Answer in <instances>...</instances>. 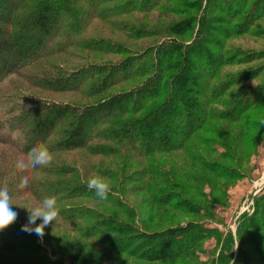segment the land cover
<instances>
[{"label":"trees","instance_id":"16d2710c","mask_svg":"<svg viewBox=\"0 0 264 264\" xmlns=\"http://www.w3.org/2000/svg\"><path fill=\"white\" fill-rule=\"evenodd\" d=\"M147 1L151 0H0V83L17 75L36 89L80 92L84 98L95 100L82 105L30 97L26 104L17 108L12 106L10 116L0 121V134L6 126L8 132L18 130L23 146L1 135L0 143H15L23 158L32 147L40 144H47L54 155L83 151L90 156L95 175L111 180L107 199L100 200L87 187L91 169L86 171L77 164L67 170L58 155V164L54 159L51 164L58 165L56 174L61 177L51 180L30 178L29 186L24 190V200L31 198L38 203L44 197L55 196L61 206L74 198L90 199L118 208L130 220H122L119 213L106 214L96 209L92 225L94 231L88 233L75 229L80 234L78 240L84 242L65 247L55 245L46 234L41 239L35 233L22 231L26 218L19 212L11 225L0 230V255L5 258V262L0 264H68L65 256L72 264H103L114 260L112 251L146 263L167 259L199 260L206 241L213 238L221 241L222 233L219 228L209 225L211 216L203 206L194 203L192 198H184L182 192L171 190L168 193L171 187L186 190L187 185L177 183L176 173L162 169L153 156L185 152L193 157L194 140H205L201 136L203 132L215 133L216 129L211 125L214 122H240L248 126V113L264 108V85L238 93L239 100L234 103L224 104L219 100L229 92L233 82L244 83L264 75V65L239 73L230 85L228 81L212 85L211 78H216L224 61L218 60V56L217 59L214 57L216 64L213 65L204 60L207 52L203 46L210 42L207 36H211V30L215 29L211 25L215 17H209L214 11L210 8L212 0H205V4L204 0H195L194 15L153 28L145 20L152 11L167 13L166 4L164 0ZM223 1L228 15L224 19L231 18L230 27H233L230 34L225 32L230 35L228 38L236 34L254 35L251 38L262 46L261 51L250 53L240 63L248 64L262 57L264 40H258L264 37V0ZM177 3L186 4L184 0ZM254 12H259L257 19ZM122 16H128L129 20L120 19ZM96 22L127 35L137 45L91 35L89 31ZM232 22H236L235 25ZM255 22L261 26L251 31L247 24L251 23L253 28ZM195 25H198L197 37L191 43L181 39L188 36ZM200 36L204 39L200 40ZM153 38H162L163 41L153 52L141 54L143 47L138 42ZM198 48L201 54L196 51ZM84 51L119 56V59L69 69L72 57H81L85 63L91 61L81 54ZM60 56L69 62L55 61ZM226 61H232V58ZM17 83L16 79L13 89L17 88ZM190 107L195 110L192 112ZM215 138L206 139L208 149L227 158L235 156L224 134L218 131ZM216 142L225 148L224 152L218 149L219 153L212 147ZM127 157L139 159L143 165L134 175L124 179L125 182L118 179L119 173L114 168H105L102 164L109 159ZM0 159L3 160H0V188L12 189L22 176L29 174L28 171L23 175L13 170L6 172V167L18 158L14 157L9 162L6 156H0ZM5 164L7 166L3 168ZM212 167L213 171L217 168L214 172L227 180H239L226 174L224 167ZM15 171L19 170L15 168ZM4 178L7 181L3 184ZM130 180L139 181V187L152 201L154 210L166 207L202 219L147 231L137 218L136 207L130 206L128 199H119L130 193L124 185ZM195 180L200 182L202 178ZM82 206L68 209L66 212L70 215L67 217L60 208L59 216L74 220L93 212L86 204ZM256 229H260L259 234H256ZM101 235L110 238L103 240ZM95 243L113 249L110 252L83 246ZM263 244L264 195L257 199L253 215L241 223L238 237L229 234L218 259L202 264H215V260L218 264H251L254 260L247 246L254 248L259 255L257 261L264 264ZM231 250L234 254L227 253Z\"/></svg>","mask_w":264,"mask_h":264},{"label":"rangeland","instance_id":"374dc122","mask_svg":"<svg viewBox=\"0 0 264 264\" xmlns=\"http://www.w3.org/2000/svg\"><path fill=\"white\" fill-rule=\"evenodd\" d=\"M166 12L163 13L160 10L152 11L149 13L147 19L145 20L146 24H149L152 28L156 26L167 25L172 20L178 21L186 19L187 17L194 15L195 12V0H184L186 4L179 5L178 0H164ZM197 1V0H196ZM153 2L147 1V3ZM205 4V0H204ZM226 3L223 0H212L210 8L214 9L212 14L209 17L213 18L212 27H215L214 30H211V36H207L209 39L206 42V45L203 46L207 54H204V60L208 61L210 65L213 63L216 64V59H223L222 66L217 72L216 78H211L212 85L222 84L225 81H228V85L235 78L239 77V73L246 72L248 70L256 69L258 66L264 65V55L259 57L257 60L248 63L241 64L240 62L245 61L247 56H250V53L254 51H261L262 46L255 39L251 38L254 35H233L228 38L230 31L233 30L231 25V18L225 20L228 17L224 11V6ZM149 7V5H147ZM219 8V9H218ZM193 13V14H192ZM259 12H254L253 16L257 19ZM230 17V16H229ZM261 18V17H260ZM115 19V18H112ZM111 19V20H112ZM120 19L129 20L128 16H122ZM236 22H232L235 25ZM249 29H258L261 24L255 22L254 27L252 28L251 23L247 24ZM264 27V26H263ZM198 30V25L194 26L193 31L188 36H183L181 39L191 43V41L197 37L196 32ZM238 32V30H235ZM232 31V32H235ZM256 31V30H255ZM91 35L98 37H109L113 38L114 41H122L132 46H136L135 42L132 39H128L127 35L113 31L106 24L96 22L93 28L89 31ZM228 32L229 34L225 33ZM231 32V33H232ZM233 34V33H232ZM263 34V32H262ZM196 35V36H195ZM202 37V38H201ZM204 39L203 36H200V40ZM264 40V37H260L258 41ZM162 38H153L151 40H142L138 42L143 48L141 49L142 53L153 52L158 44L162 43ZM244 50V51H243ZM201 54V49H196ZM241 55H238V54ZM81 54L85 55L91 61L85 63V59L81 57L71 58L70 68L77 69L82 66H88L93 64H100L108 61L109 59H119V56H109L100 53H93L91 51H84ZM152 54V53H151ZM153 55V54H152ZM216 59H215V58ZM232 58V61L229 59ZM228 60L229 62H227ZM55 61L61 63H68L69 60L65 57H57ZM224 63V64H223ZM250 70V71H251ZM25 71V70H24ZM200 71V70H199ZM205 75L208 76L206 70L204 71ZM17 79L18 83L16 89H13L14 81ZM254 81V83H253ZM29 83L22 79L21 77L15 75L7 78L5 81L0 83V121H4L10 116L11 107H19L26 102L30 97H40L47 100H54L60 103H80L82 105H87L93 103L94 99H87L82 96L80 92L73 91H46L41 89H36L30 87ZM264 85V75L256 78L255 80H250L244 83L235 82L232 83V86L228 93L225 96L220 98L221 103H234L239 100V97L236 96L240 92L257 88L260 85ZM21 91L18 94H14L15 91ZM35 97V98H36ZM26 98V99H24ZM245 104V103H244ZM192 112L195 110L194 107H190ZM249 123L248 126L240 122H214L212 127L218 129L222 134L227 138L226 143L231 148V153L234 152L235 156L230 158L224 157L210 149L206 146V139H213L216 137L218 131L214 130L212 132H203L201 136L203 137L202 142L194 140L193 144V157L187 155L185 152H177L173 154H155L154 161L161 166L162 169H167L172 173L174 171L177 175V183L187 185L186 190L181 188L171 187L168 191L173 190L175 193H184V198H192L193 202L204 207V210L209 217L211 216V222L209 225L212 227L219 228L222 233V239L219 242L217 239H210L204 243V249L199 260H182L177 261L174 259H167L155 263H146L141 262L136 259L130 258L126 255H121L117 252L112 251V247L95 243L93 245H83L85 247H93L96 249H103L107 251H112L114 260H109L103 264H202L210 262L214 259H218L219 254H221V247L225 239L229 234H232L234 238L238 237V229L241 223L245 220H248L254 213L256 202L259 197L264 195V108L261 110H252L248 113ZM252 126H250V125ZM8 126L2 130L1 137H8L11 140H15L20 147L23 146V138L21 133H18V130H13L8 132ZM12 136H7L9 134ZM216 139V138H215ZM208 142V141H206ZM212 143V147L219 149L224 152L225 148L222 145ZM12 147V148H9ZM15 150V151H14ZM20 150L18 146L13 143V145H6L0 143V156L7 157V161L15 159L11 164L3 165V168L6 167V172L13 170L14 173H19L20 171H15L16 162L23 158V154L18 152ZM218 150L219 153H221ZM17 151V152H16ZM9 154V155H8ZM58 155L63 159V166L70 168H75L74 166L80 165L84 168L91 169L88 174V178L96 176L93 172L92 166L90 164V156L83 151L79 152H69V153H60L54 155V160L58 164L57 159ZM2 160V159H0ZM3 161V160H2ZM111 161V162H110ZM113 162V163H112ZM134 163V167H132ZM103 166L108 168H114L120 175L118 179H126L130 175H134V172L142 169L143 163L134 157H127L125 159H109L102 163ZM224 167L227 169L226 174L233 175V177L238 178L239 180L230 181L221 177L216 169L213 171L212 166ZM58 165L49 164L48 166H39L35 169H29L28 175L32 180H41L43 179H58L61 176H58L57 173ZM66 170V171H67ZM43 172V173H41ZM23 175V172H20ZM9 176V174H8ZM7 176V178H8ZM221 177V178H220ZM3 178V177H2ZM3 179V184L6 179ZM67 178H71L67 175ZM195 178L202 181L197 182ZM125 182V180H124ZM123 182V183H124ZM196 186H194V184ZM125 189H129L130 193L126 198L119 197V199L127 200L128 204L132 207H136V211L142 212L144 217L140 218L139 222L143 225L144 229L147 231H158L170 226L181 225L187 221L200 220L202 218L195 217L193 215L184 214L182 212L173 210L171 208H156L153 209L152 201L146 194V192L139 187V181L130 180L128 183H125ZM165 185H168L167 183ZM160 196L161 194H157ZM29 206H35L36 201H33L31 198L24 200ZM87 205L91 208L93 212H87V215L76 217L74 220L66 218V215H70L69 212H66L68 209H75L74 207H83L82 205ZM89 205V206H88ZM61 209V213L66 217H58L56 222H53V225H50L46 228V236L48 239L52 240L55 245L58 246H75L81 245L83 240L79 239V233L75 229H83V231L88 232L90 230L94 231L92 225L95 221L94 212L96 209L105 212L106 214H115L119 213L121 219L125 221H130L129 218L118 208L110 206L108 204H103L101 202H96L90 199H80L74 198L71 200H66L63 204L58 205ZM77 209V208H76ZM82 211L83 208H78ZM22 217H25L24 223L28 221V211L26 208L20 209ZM37 224L41 223L40 220L36 222ZM53 227H55V232L53 235ZM142 228V227H141ZM256 234L260 233V229H256ZM101 239L108 240L110 236L101 235ZM78 240V241H77ZM95 241V240H94ZM99 242L98 240H96ZM264 245V244H263ZM72 246V247H73ZM237 245L234 246V253L237 251ZM247 251L250 252L253 260L251 264H261L259 261V255L256 253L253 247L247 246ZM51 251V249H49ZM227 253H233L231 250ZM233 253V254H234ZM66 263L72 264L67 256L64 257ZM5 262L4 256L0 255V263ZM215 264H218L215 260Z\"/></svg>","mask_w":264,"mask_h":264},{"label":"clouds","instance_id":"9594fccd","mask_svg":"<svg viewBox=\"0 0 264 264\" xmlns=\"http://www.w3.org/2000/svg\"><path fill=\"white\" fill-rule=\"evenodd\" d=\"M254 83V81H253ZM54 159V153L50 151L47 144H40L32 147L26 154V158H21L16 162V168L20 172L35 169L39 166H48ZM30 177L24 175L14 188H0V230H4L11 225L18 217L19 210L26 208L29 215L28 221L22 226V231L35 233L41 239L46 234L45 230L53 222H56L60 215V208L55 196L44 197L35 206H29L24 202V190L29 186ZM111 180L107 177L96 175L89 178L87 187L93 190L100 200H106L110 191ZM15 209V210H14ZM144 217L138 211L137 218ZM40 220L41 223L36 222ZM55 227H53V235ZM239 246L236 247V249Z\"/></svg>","mask_w":264,"mask_h":264}]
</instances>
